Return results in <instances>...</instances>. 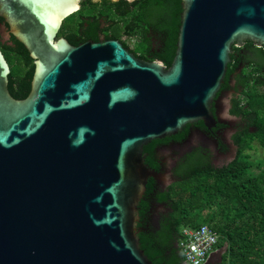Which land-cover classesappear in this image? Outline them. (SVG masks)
I'll return each mask as SVG.
<instances>
[{"label": "water", "instance_id": "95a60500", "mask_svg": "<svg viewBox=\"0 0 264 264\" xmlns=\"http://www.w3.org/2000/svg\"><path fill=\"white\" fill-rule=\"evenodd\" d=\"M182 7L168 67L119 39L57 40L80 0H0L3 32L36 65L29 95L18 99L0 47V264H154L138 227L149 178L159 177L145 146L189 123H214L233 45L264 47V0Z\"/></svg>", "mask_w": 264, "mask_h": 264}, {"label": "trees", "instance_id": "16d2710c", "mask_svg": "<svg viewBox=\"0 0 264 264\" xmlns=\"http://www.w3.org/2000/svg\"><path fill=\"white\" fill-rule=\"evenodd\" d=\"M113 7L117 9L112 16L116 24L106 35L121 41L135 39L132 51L137 56L161 60L169 67L177 51L182 0H120L112 2ZM89 37L99 39L96 32ZM14 39L17 45L11 46L0 32V47L11 66L10 91L23 99L31 91L36 65L27 47L15 35ZM125 43L130 45V41ZM238 52L234 46L231 57L237 61ZM260 52L264 55V49ZM229 67L234 68L232 63ZM249 103L259 117L258 135L264 146V94L251 91ZM248 147L251 144L246 139L237 160L222 169L197 161L189 164L170 187V194L162 197L170 198L173 212L163 215L160 226L148 218L150 225H138L141 246L154 264H185L179 246L183 229L202 225L217 232L219 248L227 246L219 264H264V158L253 161Z\"/></svg>", "mask_w": 264, "mask_h": 264}, {"label": "flooded vegetation", "instance_id": "af4514ba", "mask_svg": "<svg viewBox=\"0 0 264 264\" xmlns=\"http://www.w3.org/2000/svg\"><path fill=\"white\" fill-rule=\"evenodd\" d=\"M116 1L120 0H80V8L64 18L57 40L63 37L71 44L79 45L94 40L92 37L88 38V35L95 32L99 39L94 41L116 39L106 35L116 24L112 16L117 9L111 8L112 2ZM0 19L2 39L11 46H16L14 35H5L3 32V26L8 28L9 24L2 16ZM94 27L97 29L93 30ZM122 42L131 51L135 47L131 42L128 46L125 43L129 44L128 40ZM234 46L239 48L238 61L232 58L230 63L234 68H228L214 102L215 122L211 125L203 120L189 123L178 133L155 139L145 146L146 162L159 172V177L149 178L139 205V224L147 223L148 218L160 226L163 215L173 212L170 198L166 200L162 197L170 194V187L181 179L182 171L192 162L197 161L205 167L225 168L237 160L246 139L250 140L251 147L247 149L251 158L254 151L264 149L258 135L259 117L249 103L251 91L257 90L264 94V55L260 52L264 47L251 39H246L243 44H234L233 49ZM226 111L231 114V119L224 117ZM142 213L145 215L144 219ZM147 224L150 225V221ZM173 247H177V244Z\"/></svg>", "mask_w": 264, "mask_h": 264}, {"label": "built area", "instance_id": "2783aa9c", "mask_svg": "<svg viewBox=\"0 0 264 264\" xmlns=\"http://www.w3.org/2000/svg\"><path fill=\"white\" fill-rule=\"evenodd\" d=\"M219 235L208 225L185 227L179 246L185 253V264H206L218 249Z\"/></svg>", "mask_w": 264, "mask_h": 264}, {"label": "rangeland", "instance_id": "374dc122", "mask_svg": "<svg viewBox=\"0 0 264 264\" xmlns=\"http://www.w3.org/2000/svg\"><path fill=\"white\" fill-rule=\"evenodd\" d=\"M126 39L132 43L133 47L136 45V40L135 39H133V38H126ZM253 154H252L253 155V157H252L253 161H257L258 159H262V158H264V149L261 148L258 152L254 151Z\"/></svg>", "mask_w": 264, "mask_h": 264}]
</instances>
